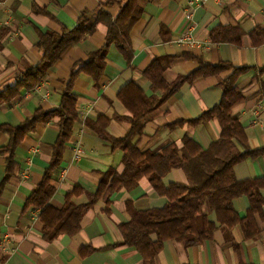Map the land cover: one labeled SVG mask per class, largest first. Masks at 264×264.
Wrapping results in <instances>:
<instances>
[{"label":"crops","instance_id":"0c3cea01","mask_svg":"<svg viewBox=\"0 0 264 264\" xmlns=\"http://www.w3.org/2000/svg\"><path fill=\"white\" fill-rule=\"evenodd\" d=\"M125 0H0V91L16 85L30 68L43 58L38 46L40 32L62 33L72 29L83 11H89L90 23L101 10L116 17ZM142 14L130 31L131 57L128 59L111 44L106 56L104 75L99 83L81 71L74 80L79 95V117L66 142L60 164L52 172L56 191L51 204L62 208L70 197L76 204L89 203L99 191L104 174L110 169L121 173L124 151L105 140L94 128L97 121L108 120L107 133L117 139L132 128L133 113L118 94L129 83L147 96L154 94L144 71L155 60L167 64V81L188 75L201 66L222 62L248 68L238 77L245 100L232 109L241 123L251 149L264 148V42L255 44L251 32L264 29V0H206L189 11V0H138ZM188 12L192 15L189 17ZM188 28L193 40L180 42ZM243 33L239 42L214 39ZM108 28L99 22L79 43L69 47L46 77L32 88L21 89L10 102L0 105V264H147L134 247L123 245L119 225L130 219L129 207L136 210L161 208L166 196L158 194L147 176L136 187L115 191L110 199L101 193L81 221L74 235L62 234L50 241L44 237L38 208L27 199L42 183L50 167L53 147L59 135L58 118L39 122L19 144L14 166L8 169V152H1L9 135L4 125L18 126L37 110L56 109L72 72L89 60V53L106 43ZM233 37V36H231ZM198 77L184 83L162 105L142 120L143 133L134 142L142 151L158 153L174 143L181 146L191 137L207 149L220 137L219 121L214 118L199 124L188 121L216 106L222 97L220 82L232 73ZM81 143L82 154L75 160L74 146ZM241 150H244L240 146ZM238 179L264 178V152L248 156L234 167ZM180 168L164 178L166 186L185 183ZM264 195V190H263ZM236 210L245 216L249 207L246 196L235 200ZM216 220L214 213L210 215ZM259 231L246 238L240 225L229 234L218 228L214 237L186 247L168 240L154 259L155 264H264V207L255 215Z\"/></svg>","mask_w":264,"mask_h":264},{"label":"trees","instance_id":"16d2710c","mask_svg":"<svg viewBox=\"0 0 264 264\" xmlns=\"http://www.w3.org/2000/svg\"><path fill=\"white\" fill-rule=\"evenodd\" d=\"M116 17L101 10L96 21L90 23L89 11L85 10L79 16L77 24L72 29L65 28L62 33L53 31L40 32L38 46L43 51L40 62L27 70L15 86L0 91V105L10 102L17 97L23 88L32 89L41 82L48 71L62 58L66 50L79 43L99 22L107 28L106 43L99 49L89 53V60L77 71L72 72L62 93L60 105L51 111L37 110L18 126L4 125L1 130L6 132L9 143L1 148L8 152V169L14 166L16 150L23 138L34 131L39 122L58 118L59 135L53 147L50 167L45 172L43 181L27 199V205L40 209L39 219L45 238L52 241L62 234L74 235L81 229V221L85 212L99 199L101 193L109 200L117 190L132 189L137 186L139 179L147 176L155 191L166 196L168 202L161 208L136 210L129 207L130 219L119 225L123 235V245L137 249L147 261L155 264L154 259L163 250L165 242L176 240L186 247L198 245L214 237L218 228H223L226 234L237 225L243 229L246 238L257 235L259 227L256 214H263L264 207V178L238 179L234 167L249 155L256 157L264 152V148L251 149L247 143L244 129L232 114L234 106L245 100L243 90L238 87V77L248 68L222 62L219 65L201 66L188 75H179L172 81H167L164 73L167 64L155 59L144 71V75L152 84L154 94L145 95L141 88L129 83L118 94L131 109L132 128L127 136L121 139L111 137L107 133L108 120L97 121L94 128L111 144V148L120 147L124 151V169L119 173L115 169L107 171L100 183L99 191L86 204H76L70 199L65 201L62 208L51 204L56 191L52 172L60 164L66 142L72 136L75 123L79 117V95L74 92V80L79 72L84 71L99 83L104 75L106 56L111 44H116L119 50L128 58L131 57L130 31L142 14L138 0H125ZM237 35L214 39L240 41L242 31ZM255 44L264 42V29L251 32ZM233 36V37H231ZM233 70L231 75L220 82L222 97L220 102L199 117L189 120L191 124H199L216 118L220 125V137L207 149L191 137H185L181 146L174 143L162 151H142L134 142L136 135L143 133V118L162 105L180 87L198 77L217 75L225 70ZM240 146L244 150L240 149ZM175 168L184 171L188 181L172 183L166 186L163 178ZM246 196L249 207L245 216H241L235 207V200ZM215 215L212 220L210 215ZM189 264V263H185ZM247 264V263H239ZM253 264V263H251Z\"/></svg>","mask_w":264,"mask_h":264},{"label":"built area","instance_id":"2783aa9c","mask_svg":"<svg viewBox=\"0 0 264 264\" xmlns=\"http://www.w3.org/2000/svg\"><path fill=\"white\" fill-rule=\"evenodd\" d=\"M206 0H189V11L191 12V9L195 8V5H199L202 2H205ZM188 12V16L190 17L192 14ZM193 40V35H192V29L188 28L181 36H179V41L180 42H190ZM40 86V83L38 84V87ZM75 150V155L74 158L75 160L79 161L81 158L82 154V148H81V143L78 141L75 143L74 146ZM40 215V209L37 211V217Z\"/></svg>","mask_w":264,"mask_h":264}]
</instances>
